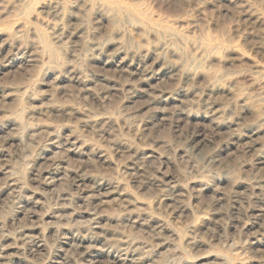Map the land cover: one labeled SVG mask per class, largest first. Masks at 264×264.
<instances>
[{
    "label": "rangeland",
    "instance_id": "rangeland-1",
    "mask_svg": "<svg viewBox=\"0 0 264 264\" xmlns=\"http://www.w3.org/2000/svg\"><path fill=\"white\" fill-rule=\"evenodd\" d=\"M4 168L0 264H264V0H0Z\"/></svg>",
    "mask_w": 264,
    "mask_h": 264
},
{
    "label": "bare ground",
    "instance_id": "bare-ground-1",
    "mask_svg": "<svg viewBox=\"0 0 264 264\" xmlns=\"http://www.w3.org/2000/svg\"><path fill=\"white\" fill-rule=\"evenodd\" d=\"M0 173H2L3 175L7 176V178L11 181V184L8 185V187H12L14 186L15 188V182L13 181L12 175L9 171H7V169H1ZM51 174V173H50ZM56 179V175L55 174H51L49 175L47 178H45V181L47 183H45V185L52 183L53 181H55ZM15 192L14 189L12 188H0V194H6L7 192ZM10 196V195H9ZM13 199V198H12ZM38 203L34 202L33 205L36 206ZM134 254V246L131 242H120L116 251V258H118L117 260L120 262H128L129 259H132Z\"/></svg>",
    "mask_w": 264,
    "mask_h": 264
}]
</instances>
